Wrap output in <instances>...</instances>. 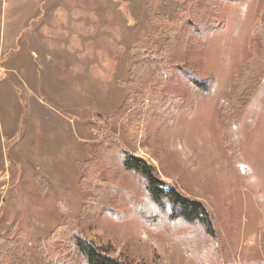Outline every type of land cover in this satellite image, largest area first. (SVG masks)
Instances as JSON below:
<instances>
[{
    "label": "rangeland",
    "instance_id": "374dc122",
    "mask_svg": "<svg viewBox=\"0 0 264 264\" xmlns=\"http://www.w3.org/2000/svg\"><path fill=\"white\" fill-rule=\"evenodd\" d=\"M231 1L211 0L181 30L169 27L176 38L168 86L157 107L145 100L134 110L125 104L130 49L157 52L167 39L149 21L156 0H0V236L14 225L29 247L45 244L64 207L84 239L124 264H199L193 230L167 238L137 220L143 182L110 173L115 161L105 163L98 178L115 184L112 210L126 219L79 220L92 192L80 190L77 165L93 159L97 145L114 143L207 209L215 223L216 264L262 261L263 88L234 118L235 155L222 141L221 111L257 49L252 31L264 0ZM200 17L213 25L204 46L205 34L195 32H206L196 26ZM190 77L210 83V96L197 94ZM61 249V243L51 246L57 258L50 264L64 261ZM28 259L48 264L34 251ZM69 264L84 263L76 256Z\"/></svg>",
    "mask_w": 264,
    "mask_h": 264
},
{
    "label": "trees",
    "instance_id": "16d2710c",
    "mask_svg": "<svg viewBox=\"0 0 264 264\" xmlns=\"http://www.w3.org/2000/svg\"><path fill=\"white\" fill-rule=\"evenodd\" d=\"M209 1L211 0H156V7H153L149 13V21L158 28L164 29L167 39L157 52L146 50L138 45L130 49L133 63L129 68L126 83L130 91V96L125 101L128 108L139 110L145 106V100L150 106L159 105L170 81L173 40L176 38L170 33L169 27L174 26L181 30L185 25L190 24L192 17L196 16L198 7L207 5ZM223 1L232 2L231 0ZM197 24V27L206 31L201 32L197 27L195 31L205 34L202 36L204 46L213 25L206 24L202 17L198 19ZM252 38L257 44V49L252 50L246 58L234 79V87L227 91V100L222 104V141L227 151L234 155L239 143L234 118L245 109L257 87H262L264 92V2L258 11ZM187 79L197 94L203 97L210 96V83L199 82L193 77ZM137 129L136 124V131ZM94 154L93 159L77 165L81 174L80 190L92 192V198L83 201L79 220L99 216H108L115 221L126 219H122L112 210L114 199H111V196L114 195L112 188H115V184L98 178L103 166L105 169L107 163L115 161L117 168L110 173L133 174L143 182L145 200L141 206L134 209L137 220L151 233L165 231L167 238L168 235L180 229L193 230L198 234L193 244L197 250L194 253L199 264H216L215 223L200 202L182 196L174 186H167L158 179L152 166L119 149L114 143L106 147L102 144L97 145L94 148ZM106 171L108 173L111 170L106 168ZM58 209L62 223L46 238L45 244L39 242L29 247L23 233L17 231L14 225L4 231L5 238L0 236V264H32L28 259L32 251L36 256H41L44 262L50 264L52 259L55 258L56 261L57 258L51 250V246L55 243L62 244L59 256L62 255L65 259L61 264H69V260L76 256H80L84 264H124L109 257L106 251L93 242L84 239L78 219L68 209L64 207ZM260 251L262 261L244 264H264V225L261 229Z\"/></svg>",
    "mask_w": 264,
    "mask_h": 264
}]
</instances>
